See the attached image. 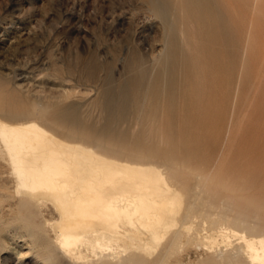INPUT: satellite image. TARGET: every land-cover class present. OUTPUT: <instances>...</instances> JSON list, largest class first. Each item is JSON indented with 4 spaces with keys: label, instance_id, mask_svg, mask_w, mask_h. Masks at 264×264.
I'll use <instances>...</instances> for the list:
<instances>
[{
    "label": "rangeland",
    "instance_id": "rangeland-1",
    "mask_svg": "<svg viewBox=\"0 0 264 264\" xmlns=\"http://www.w3.org/2000/svg\"><path fill=\"white\" fill-rule=\"evenodd\" d=\"M254 1L0 0V112L41 111L64 134L108 145L157 141L175 158L168 163L193 179L213 168L199 203L206 208L200 217L212 211L199 223L202 229L260 231L264 0ZM88 125L102 131L79 132ZM14 175L0 147V264H51L44 248L28 251L50 246L53 235L38 210L17 195ZM225 200L238 211H219ZM197 212L192 221L202 219ZM199 243L189 240L162 264H240L241 258L255 264L238 241L236 250L221 248L224 259L198 249Z\"/></svg>",
    "mask_w": 264,
    "mask_h": 264
},
{
    "label": "bare ground",
    "instance_id": "bare-ground-1",
    "mask_svg": "<svg viewBox=\"0 0 264 264\" xmlns=\"http://www.w3.org/2000/svg\"><path fill=\"white\" fill-rule=\"evenodd\" d=\"M258 1H254L256 5ZM140 79L143 77L132 80L129 86ZM40 112L32 116L0 112V147L16 175L17 195L38 210L53 235L48 238L50 246L39 244L28 251L34 253V249L44 248L47 251L45 262L51 264H144L147 261L162 264L165 256L191 239L200 242L196 244L198 249L204 247L214 257L222 256L223 259L221 248H235L238 245H233L238 241L240 246L245 243L246 247L238 246V249L248 254V260L264 264V223L257 232L247 228L233 229L234 225L213 227V230L199 226L212 212L204 218L198 215L206 210L200 209L199 203L206 197L205 184L213 168L210 175L193 179L182 172L183 169L180 171L168 163L175 158L158 147L157 141L147 147L112 141L108 145L106 139L100 141L96 137L87 141L64 134L52 123L51 126ZM107 129L111 127L104 128ZM101 131L93 125L79 130L91 136H98ZM211 187L207 188L210 196L216 197L212 192L215 188ZM225 201L226 206L221 205L219 211L227 213L235 208L231 206L232 200L228 202L231 205ZM236 209L233 210L238 211ZM196 210L199 213L195 214L202 218L199 221L196 217L198 222L192 221ZM20 243L21 246L28 244L23 240ZM241 259L239 263L245 264L246 259Z\"/></svg>",
    "mask_w": 264,
    "mask_h": 264
}]
</instances>
